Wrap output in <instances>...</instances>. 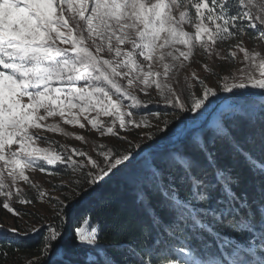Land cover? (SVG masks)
<instances>
[{
	"label": "snow or ice",
	"instance_id": "snow-or-ice-1",
	"mask_svg": "<svg viewBox=\"0 0 264 264\" xmlns=\"http://www.w3.org/2000/svg\"><path fill=\"white\" fill-rule=\"evenodd\" d=\"M246 35L264 44V0H0V206L13 217L31 215L14 206L33 204L27 186L35 190V200L52 204L56 217L55 224L24 232L0 223V258L9 256L3 249L9 247L11 233L12 239L41 237L38 255L26 264H52L49 252L62 256L60 245L65 241L72 249L83 248L85 255H96L86 264H117L98 243L96 226L75 227L69 233L65 227L96 185L127 168L144 149L137 143L139 152L118 154L99 143L93 149L94 158L83 150L57 146L46 133L68 137L73 134L62 125L85 129L82 121L100 137L121 140L127 138L120 132L129 127L167 130V120L160 128L147 117L136 118L133 109L150 103L137 92L147 97L154 90L160 102L172 109L152 111L156 120L161 115L207 110L206 104L218 91L258 100L264 148V50L246 47ZM228 42H234V50L221 58L235 61L240 55L241 66L219 78L218 88L193 72L190 79L185 78L187 95L182 99L173 86L179 71L192 62L197 49L211 57ZM197 85L199 91H194ZM248 89L254 91H244ZM145 136L153 139L151 132ZM74 138L86 143L82 135ZM219 144L245 160L260 179L256 198L249 200L233 190L239 178L221 165ZM194 145V152L147 162L145 186L137 196L149 224L137 243L116 246L123 253L121 264H264V245L259 250L251 245L243 249L229 241L224 245L229 260L209 259L194 243L213 233L246 232L253 240L258 233L264 241V161L220 126L210 138L197 139ZM36 171L68 177L52 185L54 191L67 195L51 196L39 188L29 176ZM149 194L158 198L159 207L168 214L167 223Z\"/></svg>",
	"mask_w": 264,
	"mask_h": 264
},
{
	"label": "trees",
	"instance_id": "trees-1",
	"mask_svg": "<svg viewBox=\"0 0 264 264\" xmlns=\"http://www.w3.org/2000/svg\"><path fill=\"white\" fill-rule=\"evenodd\" d=\"M258 105V100L253 101L245 97L239 106L219 111L216 118H211L208 123L202 124L198 130L195 128L187 138H182L177 145L162 150H149L138 161L131 163L127 168H123L108 182H105L107 181L105 178V181H102L91 195H87L79 203L78 208L70 216V227H68L67 233L75 227H82L85 223L96 226L99 229L98 243L108 249V255L117 264H121L123 253L118 251L116 246L127 247L137 243L142 229L149 224V217L145 214L137 196V193L145 186L148 175L147 162L162 161L172 153L194 152V142L197 139L210 138L217 126L226 128L230 136L239 142L245 150L249 151L253 157L264 161V148L261 147L262 125ZM215 119L216 121H214ZM166 142L172 143V139L168 138ZM136 152L134 150L133 154ZM217 155L221 165L230 168L232 174L239 178V185L234 186L233 190L249 200L256 198L259 194L260 179L250 170L245 160L235 158L231 149L223 144L217 145ZM149 195L156 211L167 223L168 214L159 207L158 198ZM180 195L183 196V190H181ZM9 237V247L3 249L9 252V256L23 253L30 259L38 255L37 249L41 237L36 240L12 239L10 234ZM20 241H24V243L20 244ZM229 241L243 249L251 245L252 247L257 246V250H259L261 245H264V241L258 239V233L257 239L253 240L252 234L247 232L244 235L222 234L220 236L213 233L203 238L202 241H195L194 243L204 249L209 259L226 258L230 260L228 250L224 248V245ZM60 247L64 254L62 256L53 255L52 264H62L64 260L70 261L71 264H86L87 260L97 259L92 252L85 255L83 248L72 249L67 241Z\"/></svg>",
	"mask_w": 264,
	"mask_h": 264
},
{
	"label": "rangeland",
	"instance_id": "rangeland-1",
	"mask_svg": "<svg viewBox=\"0 0 264 264\" xmlns=\"http://www.w3.org/2000/svg\"><path fill=\"white\" fill-rule=\"evenodd\" d=\"M244 41H245V46L250 49L256 48V50H264V44H260L258 41L254 39H250L249 37L245 36ZM233 43L234 42H228L224 45H221L219 48L216 49V51L213 53L211 57H207L203 55L199 49L196 50L192 58V62L190 64H187L185 68L179 71V73L176 76V80L173 82V86L177 89V91L182 93L181 95L182 99L184 98V96L187 95L185 78L187 77L190 79L193 72H195V74L200 79L204 80V82L208 86L218 88L219 78L231 75L236 71L238 67L241 66L240 55H238L235 61L221 58V57H227L228 52L234 50L232 47ZM217 52L219 53V56L216 55ZM205 66H207L208 70H205ZM194 91H199L198 85L194 89ZM244 91L251 92L254 90L248 89ZM137 95L142 100L150 101V103H148L146 108L133 109V111L136 113V118L139 119L140 117H147L153 123V125L158 124L160 128H163L162 121L167 120L168 121L167 130L160 131L156 127H153L151 129H136L129 127L127 130L120 132L121 136L127 138L126 140H121L118 137H110V136L100 137L95 131L91 130V127L90 125H87V122L82 121L86 123L85 129H80L79 127L73 128L71 125H62V127H64L66 131L73 134L71 136L65 137L59 133H46V135L50 140L57 142V146L63 144V145H67L69 149L76 148L79 150H83L88 152L94 158H96V154L95 151H93V149L99 143L106 144L108 148H111L113 151H115L118 154L123 153L125 150L131 152H134V150H136L137 152H139L140 149H137L135 147L137 143L140 144V148L142 149L150 145L172 144L175 143L176 141L180 142L182 138L184 139L187 138L194 131L195 128H196L195 130H198L201 128L202 124L208 123V121L211 118H216L217 113L219 111H225V110H229V108L239 106L241 100L246 97V96L237 97L234 96L232 93H223L218 91L217 97H211L210 101L206 104L207 110L201 109L200 112L197 113L185 112V113H180L179 115H167V116L161 115L160 120H156L154 117H151L150 115L152 111H158L164 113V112H171L172 109L166 108L164 104L160 102L159 97L155 94L154 90H150V96L147 97L144 96L142 92H137ZM225 97H229V99H225ZM102 119H105L107 121L108 118L102 117ZM214 121H216V119ZM146 132H151L153 134L152 140H148L146 138L145 136ZM75 135L84 136L86 143L77 141L74 138ZM141 137L144 138L141 139ZM168 138L172 139V143L166 142ZM128 141H131V144H129ZM29 176L30 179H32L38 185L39 188L48 191L51 196L67 195L66 191L65 192L54 191L52 189V185H59L62 181H65L68 177L62 176V177L54 178L47 176L46 174L39 171L29 173ZM109 180L110 179L107 178L106 182H108ZM99 185H96L95 188L97 189ZM25 191L26 194L29 196V198L33 199L34 201L33 204L19 205L18 203H14V206L18 209H23L25 213H31V215L24 214L21 217H13L11 216V214L7 213L6 210L2 208V206H0V223H2L5 228L8 227L18 228L22 232L28 231L30 227L39 226L41 224H46V223L55 224L56 217L53 211L52 204L47 202L41 203L40 201L35 200L34 199L35 190H32L27 186H25ZM2 200L3 198L0 197V202H2ZM78 206L79 204L77 205L76 209L78 208ZM74 211L71 213V215L74 213ZM69 219L70 217L68 218L67 225L65 227L66 233L68 232L67 231L68 227H70ZM85 225H87L89 228L92 227L89 223H85L82 227H84ZM41 230L43 231V229ZM9 234L12 236L11 233ZM15 238L36 240L40 238V236L32 235L29 237L21 236ZM253 247L258 249L257 246H253ZM28 259L29 258H27L25 254L17 253L14 256H8L7 259L0 258V264H26V261Z\"/></svg>",
	"mask_w": 264,
	"mask_h": 264
},
{
	"label": "water",
	"instance_id": "water-1",
	"mask_svg": "<svg viewBox=\"0 0 264 264\" xmlns=\"http://www.w3.org/2000/svg\"><path fill=\"white\" fill-rule=\"evenodd\" d=\"M179 141H176L175 143H172V144H156V145H150V146H146L142 149H144V151L140 152V155L137 156V158L133 161H137L145 152L149 151V150H162V149H167V148H170V147H173L174 145H176ZM60 242H58L57 244H59ZM53 256V253H50L49 254V257L50 259L52 258Z\"/></svg>",
	"mask_w": 264,
	"mask_h": 264
}]
</instances>
